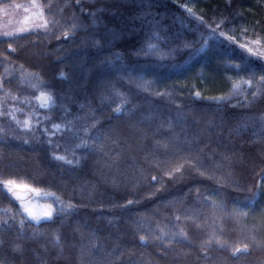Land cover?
<instances>
[{
	"label": "trees",
	"instance_id": "trees-1",
	"mask_svg": "<svg viewBox=\"0 0 264 264\" xmlns=\"http://www.w3.org/2000/svg\"><path fill=\"white\" fill-rule=\"evenodd\" d=\"M39 2L0 36V112L47 91L70 123L1 134L0 181L72 207L36 223L0 192V264H264V58L235 42L264 48V0Z\"/></svg>",
	"mask_w": 264,
	"mask_h": 264
},
{
	"label": "rangeland",
	"instance_id": "rangeland-1",
	"mask_svg": "<svg viewBox=\"0 0 264 264\" xmlns=\"http://www.w3.org/2000/svg\"><path fill=\"white\" fill-rule=\"evenodd\" d=\"M45 23L44 12L39 0H0V36L14 35L26 30L35 29L44 26ZM235 42L240 47L244 45L243 48L248 54L264 58V48L256 41L235 40ZM42 93L44 94L43 97ZM49 95L47 91H41L23 106L16 103L3 106V110L0 112V135L9 134L17 138H23L25 141H39L42 139L52 143V137L64 132L69 127L70 120L66 112L61 114L49 112L53 104L52 97L48 107H41L42 102H45ZM13 117L15 118L13 119ZM17 121L20 123L18 124ZM25 121L28 122L27 127L24 125ZM54 125H60L61 128L56 130ZM52 156H64L68 160L77 161L74 155L65 154L56 149L53 150ZM16 183L27 185V187L13 188L12 192L7 193L13 195L14 192L18 191L28 192L27 197L19 198L17 201L18 206L28 219L33 220L24 211L25 207L30 209L33 215L40 217V220H48L43 217V213L48 211L50 206L53 216L55 209L50 202L52 197H46L45 195L49 192L34 188L25 183ZM31 189H37L38 191H32ZM5 190L7 191V189Z\"/></svg>",
	"mask_w": 264,
	"mask_h": 264
},
{
	"label": "snow or ice",
	"instance_id": "snow-or-ice-1",
	"mask_svg": "<svg viewBox=\"0 0 264 264\" xmlns=\"http://www.w3.org/2000/svg\"><path fill=\"white\" fill-rule=\"evenodd\" d=\"M241 47H244V45H241ZM249 51H251V49H249ZM236 67L239 68L240 65H236ZM61 78H63V73H61ZM261 79L264 80V77H262ZM238 88H239V85L238 84L234 85V89H238ZM43 95L44 94L42 93V96ZM196 95H197V97H199L200 94L199 93H196ZM216 99L218 101H224V100L230 99V97H220V98H216ZM50 101H51V96L49 95L47 97V100L45 102H42L41 107H48ZM120 111H121L120 108H117L116 109V112L117 113H119ZM14 118L15 117H13V119ZM17 123L19 124L20 122L17 121ZM24 125H25V127H27L28 126V122L25 121L24 122ZM54 128L56 130H59L61 128V126L60 125H54ZM80 146H82V147H88V145H87L86 142H82V144ZM54 158L57 159V160H63L67 164H72L73 163L72 160H68L64 156H55ZM77 163H78V161H77ZM0 183L3 184V188H0V192H3L5 189H7V192H12L13 191V188L27 187V185L17 184L14 180H4V181H0ZM31 190L32 191H38L37 189H31ZM45 195H46V197H52V198H54V202L57 203L58 205H60L59 209H57L58 213L64 212L68 208H71L72 207V205H64L63 204V201L60 200V197L57 196L56 193H54V192H49V193H46ZM129 203H132V202L129 201ZM24 211L27 212L28 215L30 217H32L33 220L36 221V223H40V219L41 218L33 215V213L30 211V209H28L27 207H25L24 208ZM43 217L46 218V219H51V217H52V210H51L50 206H49V210L43 213ZM24 222H25L24 220H21L20 221L21 225H23ZM140 239H141V242H144V239L145 238L142 236ZM246 250H247V246H245L244 251H246ZM240 251H241L240 248H236V249H234L233 254L235 255V253L240 252Z\"/></svg>",
	"mask_w": 264,
	"mask_h": 264
},
{
	"label": "water",
	"instance_id": "water-1",
	"mask_svg": "<svg viewBox=\"0 0 264 264\" xmlns=\"http://www.w3.org/2000/svg\"><path fill=\"white\" fill-rule=\"evenodd\" d=\"M13 195L15 197H18V198H25V197H27L28 192L27 191H25V192H19L18 191V192H14Z\"/></svg>",
	"mask_w": 264,
	"mask_h": 264
}]
</instances>
